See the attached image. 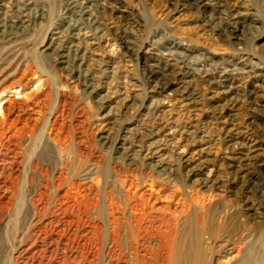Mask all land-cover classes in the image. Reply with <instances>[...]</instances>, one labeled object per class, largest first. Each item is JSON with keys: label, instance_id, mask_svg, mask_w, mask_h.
Returning a JSON list of instances; mask_svg holds the SVG:
<instances>
[{"label": "rangeland", "instance_id": "374dc122", "mask_svg": "<svg viewBox=\"0 0 264 264\" xmlns=\"http://www.w3.org/2000/svg\"><path fill=\"white\" fill-rule=\"evenodd\" d=\"M28 1L0 0V83L25 80L0 95V116L8 98L26 99L44 81L39 152L57 117L65 146L56 159L77 178L116 194L154 191L158 215L207 258L264 264V0H88L87 11L84 0L74 11L72 0ZM235 10L240 24L226 32ZM73 24L85 35L74 39L78 53H63ZM226 72L237 96L225 94ZM16 229L0 264H16Z\"/></svg>", "mask_w": 264, "mask_h": 264}, {"label": "bare ground", "instance_id": "6f19581e", "mask_svg": "<svg viewBox=\"0 0 264 264\" xmlns=\"http://www.w3.org/2000/svg\"><path fill=\"white\" fill-rule=\"evenodd\" d=\"M192 1L199 4L213 0ZM84 2L81 5L87 11L85 4L89 2ZM77 5L72 0L67 10L74 11ZM241 16L237 10L230 12L224 30L230 32L227 29L231 26L238 27ZM70 29L67 46L60 49L65 50L63 53L69 51L70 54L73 50L78 53L79 46L74 39L80 40L85 34L74 24ZM55 40L61 42L60 37L52 39L53 42ZM178 51L171 52L176 57L185 56ZM232 74L226 72L220 76L224 88ZM15 77V74H10L0 83V95L15 85L25 86L24 77L18 78L19 81L13 85L11 80ZM227 88L225 94L238 95L237 86ZM46 91L47 85L42 81L36 92L30 93L26 99L8 98L0 116V232L4 234V238L0 235V247L3 240L12 239L8 227L14 225L17 228L14 241L18 245L12 250L11 258L16 264H220L219 257L209 259L202 248H192L194 244L190 242L188 232L183 229V234H178L171 218L158 215V196L154 191L145 196L132 193L129 188L118 195L107 185L99 186L94 180H89V183L87 179L80 180L72 166L59 163L57 147L63 148L65 142L56 128L59 123L57 117L46 127L51 144L39 152L36 144L44 129L42 131L38 126L39 117L33 116L36 115L34 111L42 109ZM239 145L247 147L238 143L236 148ZM247 149V157L249 153L256 152L252 148ZM178 151L179 155H184L183 150ZM162 163L161 156L158 164ZM182 214H185L184 210ZM233 251V248L229 249L230 255ZM236 258L231 256L228 263L233 264Z\"/></svg>", "mask_w": 264, "mask_h": 264}]
</instances>
